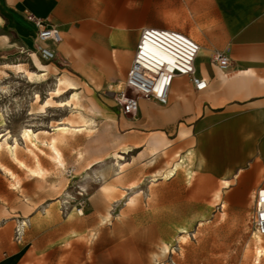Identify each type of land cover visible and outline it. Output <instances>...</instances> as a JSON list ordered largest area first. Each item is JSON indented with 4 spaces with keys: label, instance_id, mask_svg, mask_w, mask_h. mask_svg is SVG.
<instances>
[{
    "label": "rangeland",
    "instance_id": "1",
    "mask_svg": "<svg viewBox=\"0 0 264 264\" xmlns=\"http://www.w3.org/2000/svg\"><path fill=\"white\" fill-rule=\"evenodd\" d=\"M213 2L140 0L135 6L140 9L141 27L156 25L194 33L199 15L205 12L212 21ZM224 3L228 9V0ZM24 15L32 22L29 10ZM115 28L125 29L128 47L122 51L131 54L138 31L101 27L99 34ZM3 35L0 28V113L7 122L0 134L9 130L10 145L15 147L14 139H18L20 147L18 161L6 149L0 153V264H264V255L260 263L256 259L259 234L253 228L250 199L251 191L264 185V128H257L264 114L262 98L232 113H226V107L205 105L204 113L190 125L188 139L149 159L153 153L133 150L108 113L119 110L113 95L123 89L125 77L102 88L85 74L84 80L94 88L83 84L79 89L82 107L54 104L43 112L55 89L54 78L61 73L53 71V79L47 82H29L22 72L35 70L32 49L19 43L20 50L4 51ZM63 36L67 42L76 41ZM197 38L202 43L203 36ZM97 44L80 41L88 50ZM116 66L122 69L121 60ZM225 74L226 82L234 76ZM72 94L54 102L68 100ZM91 104L100 114L90 110ZM80 112L94 122L93 132L75 136L57 132L60 123L79 126ZM242 116L253 118L251 131L238 137L229 133L240 129L243 133L242 126L223 128ZM30 128L38 134L35 145L24 140V131ZM54 137L59 138L63 167L49 146ZM240 140L247 146L240 145ZM189 152L196 160L193 177L188 176L189 167H180L172 176L174 167L181 165L177 155L186 158ZM116 154L125 157L123 171ZM38 165L43 176H31L29 169ZM222 179L231 181L232 187L223 190ZM219 190L223 191L218 201Z\"/></svg>",
    "mask_w": 264,
    "mask_h": 264
},
{
    "label": "crops",
    "instance_id": "2",
    "mask_svg": "<svg viewBox=\"0 0 264 264\" xmlns=\"http://www.w3.org/2000/svg\"><path fill=\"white\" fill-rule=\"evenodd\" d=\"M224 1L214 0L211 22L205 17V12L198 16V27L193 29L194 33L156 25L141 27L137 20L140 9L135 6L140 0H0V13L8 19L6 23L0 16V28L15 40L13 42L35 49L37 28L24 15V11L29 10L32 16L48 21L62 33L76 38V41L68 42L64 38L59 45L48 44L56 51L57 60L47 66H54L60 75L73 78L80 90L83 84L94 88L89 85V80H84L85 74L90 75L91 82L96 79L102 88L115 84L122 76L126 81L134 61L132 53L135 57L141 31L145 27L176 29L198 42L201 51L196 60V73L208 81L206 91H196L189 77L177 76L166 106L141 99L135 116L123 115L120 109L108 112L114 118L116 130L129 139L133 150L140 148L143 153L158 148L149 157L156 159L165 150L163 143H169V150L190 137V125L204 113L205 105L226 107L225 112L232 113L253 99L262 98L264 101V0H228V9ZM165 19L169 18L165 16ZM101 27H125L138 31L132 40L131 56L122 51L123 47H128L125 29L115 28L99 34ZM200 35L203 36L202 43L197 40ZM80 41L100 44L88 50L80 46ZM216 53L230 57L228 72H222L214 62ZM120 60L123 67L117 70ZM225 73L234 76L226 82L229 78ZM115 95L116 92L114 99ZM96 108L100 114V109ZM231 125L236 130L241 126L244 128L243 133L241 129L238 133H229L239 137L251 131L255 123L251 116H242L229 121L223 128ZM257 128H264V114ZM182 132H188V137L180 138ZM239 142L247 146L241 140Z\"/></svg>",
    "mask_w": 264,
    "mask_h": 264
},
{
    "label": "built area",
    "instance_id": "3",
    "mask_svg": "<svg viewBox=\"0 0 264 264\" xmlns=\"http://www.w3.org/2000/svg\"><path fill=\"white\" fill-rule=\"evenodd\" d=\"M30 20L37 28L36 47L31 53L42 62H55L57 53L48 44L63 43L62 31L48 21L32 15ZM200 51V44L179 30L143 28L124 87L115 95L116 105L121 113L135 116L139 112L141 99L166 106L177 76L189 77L196 91H206L208 81L196 73V60ZM213 60L222 72L229 71L231 60L228 55L216 53ZM80 214L83 215V211ZM252 224L254 231L264 237V185L257 190L253 200Z\"/></svg>",
    "mask_w": 264,
    "mask_h": 264
},
{
    "label": "bare ground",
    "instance_id": "4",
    "mask_svg": "<svg viewBox=\"0 0 264 264\" xmlns=\"http://www.w3.org/2000/svg\"><path fill=\"white\" fill-rule=\"evenodd\" d=\"M3 37H4V39H3V43H4L3 50L4 51H11L14 49L20 50V45L18 44V42H13L9 38V36H7V35H3ZM31 60H32V63H33L35 70H33V71L27 70V71L22 72L23 74H25V76L27 77L29 82H31V83H34V82L43 83V82H47V81L53 79L52 78L53 76L50 77V74L53 71H57L54 67L43 65L42 63H40V61L34 55H31ZM54 79H55V89L53 91H51V93L49 94L50 98L42 106L43 112H45L47 108H53L54 104L57 105L58 108H66V107H73V106H76V108L82 107L81 106L82 105L81 104V93L79 92L80 90H79L78 83H76L74 81V79L69 77L68 75H57ZM69 93H73V94L68 100L54 102V99L64 97L66 94H69ZM38 98H39V95H38ZM90 110L96 114H99L95 105H91ZM77 115H79L78 119H77V124L79 126L74 127L72 122H68V124H66L64 126H62L63 124L60 123L61 126L58 127L57 132L61 133L63 136H66V135H74L75 136V134H78V133H83V132L91 133V132H93L92 126H93L94 122L92 120H89L88 118H86L81 112ZM3 127H7V122L5 120L4 115L2 113H0V128H3ZM24 132H25L24 133L25 134L24 140L27 143L32 142L35 145V142L33 141V139H37L38 134L35 133L34 130H32L31 128L26 129ZM188 135H189L188 132H182L180 135V138H187ZM11 138H13V137H12L11 132L9 130H5V133L0 134V139L2 140V142H0V153L2 150L6 149V150H8V152H10L12 158L15 161H18L17 150L19 149L20 144H19L18 139H14V144H15L14 146L15 147H12V145H10L11 143H9V139H11ZM37 142H38V139H37ZM58 142H59V138L54 137L49 146H50L51 152H52L53 157L55 158L56 162L59 163L61 167H63L64 166L63 154L58 148ZM162 146L164 147L165 150H167V148L169 147V143H163ZM14 149H16V150H14ZM157 150H158V148H153L152 152H155ZM235 152H237V148H236ZM177 157H179L178 161L180 162L181 165L180 166L177 165L174 167V170L172 172V176L178 172L180 167L181 168L189 167L188 176L190 178H192L194 172H192L191 169H192V166H195V162H196L194 154L192 152H189L186 155V158H183L180 155H177ZM115 159L118 160L117 161L118 165H120V169H121V171H123L125 168V163H123L121 161H125V157L123 155L116 154ZM19 163L22 167H25V165L23 163H21V162H19ZM29 172H30L31 176H33V177H41L44 174V171L41 168V165H38V167H36L35 169L34 168L29 169ZM13 177H15V176H13ZM221 181H222L221 185H222L223 190L229 189L232 187L231 181L226 180V179H222ZM257 190L251 191V193H250L251 202L254 200L255 195L257 193ZM222 191L219 190L215 195V198L218 201L222 199ZM23 225L26 226L27 225L26 222H23ZM256 243L258 245L257 258L256 259L259 262L261 260V257L264 255V239H263V236H260V235L257 236ZM165 249L168 250V247L165 246Z\"/></svg>",
    "mask_w": 264,
    "mask_h": 264
},
{
    "label": "trees",
    "instance_id": "5",
    "mask_svg": "<svg viewBox=\"0 0 264 264\" xmlns=\"http://www.w3.org/2000/svg\"><path fill=\"white\" fill-rule=\"evenodd\" d=\"M0 16H2L5 19L6 23H7L8 19L1 13H0Z\"/></svg>",
    "mask_w": 264,
    "mask_h": 264
},
{
    "label": "snow or ice",
    "instance_id": "6",
    "mask_svg": "<svg viewBox=\"0 0 264 264\" xmlns=\"http://www.w3.org/2000/svg\"><path fill=\"white\" fill-rule=\"evenodd\" d=\"M166 79H167V76H166ZM201 87H203V85H201Z\"/></svg>",
    "mask_w": 264,
    "mask_h": 264
}]
</instances>
